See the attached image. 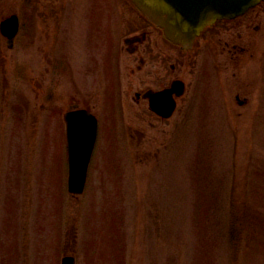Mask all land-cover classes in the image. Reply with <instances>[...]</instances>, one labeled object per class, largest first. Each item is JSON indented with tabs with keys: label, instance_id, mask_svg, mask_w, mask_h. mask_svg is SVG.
<instances>
[{
	"label": "rangeland",
	"instance_id": "obj_1",
	"mask_svg": "<svg viewBox=\"0 0 264 264\" xmlns=\"http://www.w3.org/2000/svg\"><path fill=\"white\" fill-rule=\"evenodd\" d=\"M121 1L0 0V22L17 12L24 25L14 44L0 33V264L65 252L76 264H264V8L229 26L241 36L212 32L190 54L195 70L166 58L162 78L187 90L163 119L137 94L159 83L162 49L150 36L146 66L118 48L141 29ZM233 40L250 53L232 59ZM70 101L101 119L80 197L67 188Z\"/></svg>",
	"mask_w": 264,
	"mask_h": 264
},
{
	"label": "water",
	"instance_id": "obj_2",
	"mask_svg": "<svg viewBox=\"0 0 264 264\" xmlns=\"http://www.w3.org/2000/svg\"><path fill=\"white\" fill-rule=\"evenodd\" d=\"M156 22L163 25L167 34L186 45L208 24L217 18L234 17L243 13L260 0H134ZM3 29L9 27V35L18 31L16 15L2 22ZM178 87V84L177 86ZM173 89V88H172ZM170 89V90H172ZM169 89L155 94L152 107L163 116H170L175 102ZM69 145V188L72 192L83 191L87 169L98 127L97 119L87 110H73L65 115ZM63 264H75L72 256L64 258Z\"/></svg>",
	"mask_w": 264,
	"mask_h": 264
},
{
	"label": "flooded vegetation",
	"instance_id": "obj_3",
	"mask_svg": "<svg viewBox=\"0 0 264 264\" xmlns=\"http://www.w3.org/2000/svg\"><path fill=\"white\" fill-rule=\"evenodd\" d=\"M261 7L264 8V4H261L259 5L258 7H255L253 9H251L250 11H248V13H246L244 16H241L240 18H242V23H241V27H249V25H251L253 23V20L252 19H255L257 14L260 13L261 11ZM49 9H52L48 6ZM50 12V10H49ZM50 14L53 15V13L50 12ZM239 19V18H238ZM142 22H144L142 20ZM233 22L234 21H221L219 24H216V26L213 28V29H210L208 30L206 33H205V39L206 38H210L211 35H213L212 32H214V34L216 32H219L220 30H222L223 32H225L227 29H231L229 28V26H231L232 28H234V26H236ZM256 27L258 24H255ZM143 26V36L141 38V43L143 42L144 43V47L142 48L141 52H139L138 50V45L137 43H134L132 46L129 47L130 50L132 51H136L137 55L139 56L140 55V59L142 61V63L144 65L147 66V60L148 62H150L149 60H151V57L155 55L154 52L151 51V48L150 46H145L147 44V42H149V39H150V36H154L155 37V40L157 41L158 45H159V48L162 49V52L158 54V57H157V60L158 61H161V65L158 66V71L160 72V81L158 84H147L146 85V89L148 88H163L165 87V85L168 84L167 82V78H162V76L165 74L164 71V67H166L165 65H167L165 63L166 61V58H170V59H176L175 63H179V64H175L173 61H171L169 63V67L171 68V70L173 72H176V70L180 71L181 70V67H182V57L180 58L179 55H177L174 51H167L166 50V47H165V43L163 41H161V39L159 38V34L157 33V31L154 29V27L147 23V22H144V24L142 25ZM240 27V26H239ZM235 29V28H234ZM244 30L246 31V29L244 28ZM237 31V32H236ZM235 32L231 30H229V32H233L235 33V35L237 36H241V32L239 30H236ZM246 33V37H243L245 38L246 40H248V37L251 38V34L249 33V31L247 32H244ZM231 36V35H230ZM233 37V36H232ZM218 37H216L217 39ZM212 39L209 40V42L211 41ZM226 45H228V51H229V54L231 55L230 57L233 59V58H242L246 53H250L249 50H248V46L246 45H241V43L233 40L231 42L229 41H226L225 43ZM226 48V49H227ZM167 51V52H166ZM147 52V53H146ZM148 56V57H147ZM136 58V56H135ZM163 59V60H161ZM188 57L186 56L184 58V64L185 65H188ZM168 66V65H167ZM169 67L167 68L168 72H170L171 70L169 69ZM150 68L149 67H146V71L149 70ZM154 72H156V70H154ZM153 72V73H154ZM174 74V73H173ZM174 78H177L175 75H173ZM173 80V79H172Z\"/></svg>",
	"mask_w": 264,
	"mask_h": 264
}]
</instances>
